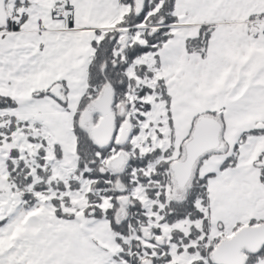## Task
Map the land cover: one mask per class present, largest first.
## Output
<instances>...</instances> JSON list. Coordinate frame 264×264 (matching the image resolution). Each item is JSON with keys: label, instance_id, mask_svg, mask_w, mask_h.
<instances>
[{"label": "snow or ice", "instance_id": "obj_1", "mask_svg": "<svg viewBox=\"0 0 264 264\" xmlns=\"http://www.w3.org/2000/svg\"><path fill=\"white\" fill-rule=\"evenodd\" d=\"M0 264H264V0H0Z\"/></svg>", "mask_w": 264, "mask_h": 264}]
</instances>
